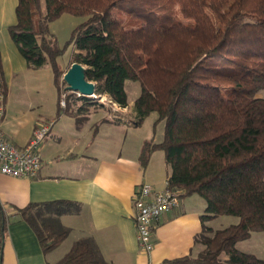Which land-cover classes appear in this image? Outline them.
Wrapping results in <instances>:
<instances>
[{
	"label": "trees",
	"instance_id": "trees-1",
	"mask_svg": "<svg viewBox=\"0 0 264 264\" xmlns=\"http://www.w3.org/2000/svg\"><path fill=\"white\" fill-rule=\"evenodd\" d=\"M63 13L84 17L70 36L69 65L85 66L95 93L126 107L124 83L138 80L133 121L140 123L151 112L163 120L162 140L143 143L142 164L152 150H163L170 168L166 188L180 196L200 195L206 218H238L222 228L204 226L194 237L195 254L158 264H264V258L236 248L252 230L264 231V97L257 96L264 89V0H17L9 35L28 68L50 65L58 107L61 90L68 89L48 24ZM7 93L0 57V107ZM88 100L67 92L60 110L80 115L90 104L103 107ZM47 204L41 211L37 204L15 209L44 252L68 233L45 217ZM64 210L59 205L53 214ZM0 222L5 228V217L0 215ZM47 264L109 263L91 241L80 239Z\"/></svg>",
	"mask_w": 264,
	"mask_h": 264
},
{
	"label": "crops",
	"instance_id": "crops-1",
	"mask_svg": "<svg viewBox=\"0 0 264 264\" xmlns=\"http://www.w3.org/2000/svg\"><path fill=\"white\" fill-rule=\"evenodd\" d=\"M16 4L17 0H0V57L8 90L15 76H29L36 70L26 66L8 32L16 21ZM20 88L38 92L42 86L24 84ZM5 100L2 131L8 142L23 147L40 124H49V130L40 144L41 165L36 176L0 173V215L6 219L5 228L0 222V264L56 262L80 239L91 241L97 254L109 264H158L195 254V235L204 226L216 229L220 225H213V221L221 215L203 216L206 202L200 195L180 196L178 206L159 219L153 249L142 251L136 240L134 194L144 182L154 190L165 189L170 168L163 150H152L145 165L140 153L145 141L158 143L163 134L157 138L147 125L141 127L142 121H133V104L129 103L119 110L121 117L107 110L106 116L93 117L94 110L89 107L80 115L60 110L65 105H54L51 95L40 111H31L35 108L31 100L22 104L20 107L26 106L28 114L26 110L9 112ZM43 203H49L45 205V217L68 228L67 235L47 252L42 250L30 224L15 213V209L30 204L39 205L36 210L43 208ZM59 205L66 210L53 214ZM250 237L251 233L246 239ZM243 240L236 242L237 249L242 250L238 244Z\"/></svg>",
	"mask_w": 264,
	"mask_h": 264
},
{
	"label": "rangeland",
	"instance_id": "rangeland-1",
	"mask_svg": "<svg viewBox=\"0 0 264 264\" xmlns=\"http://www.w3.org/2000/svg\"><path fill=\"white\" fill-rule=\"evenodd\" d=\"M116 16L120 19H124L123 12L121 10H116ZM84 20L83 16H76L69 13H63L58 18L52 20L48 24L49 32L52 34L54 38V42L56 46L61 50L60 54L57 56L56 61L57 65L60 69L66 70L71 56L74 52L73 43L70 41V36L73 29L76 27L78 23ZM34 74L31 75H18L15 76L10 85H9V92L8 98L5 100V106L7 110L11 113H19L26 110V113H29V110L25 107H20L22 104H27L28 100L34 102V107L31 111L35 112L37 110L43 109L42 104H48L50 101L51 95V102H54V105L57 102V92L54 85V74L50 65L46 64L38 69H36ZM62 80V76H61ZM40 85L42 89L38 92L29 91V90H22L20 86L22 85ZM124 88L127 96V101L129 104H133L135 98L139 95L141 86L138 80L128 79L124 83ZM21 89V90H20ZM63 91V90H61ZM69 93H75V97L78 95L76 92L68 90ZM67 96V95H66ZM257 96L264 97V89L260 90L257 93ZM61 99V96H60ZM66 99V97H65ZM90 102H94L92 98H89ZM103 102L97 103L103 104V107H95L93 104L88 106L90 110H94L91 112L93 117L99 116H106L107 111L109 113L114 114L112 111V107L106 103L105 100ZM80 102L77 101V104ZM106 103V104H105ZM76 104V105H77ZM44 105V106H45ZM105 108V110H104ZM107 110V111H106ZM121 110V109H120ZM116 115H119V110L115 111ZM147 123V124H145ZM147 125L151 132L158 138L160 134L164 132V122L163 120H158V114L156 112H151L148 116L142 121L141 127ZM238 218L233 215H221L220 218H217L213 221V225H216V228H222L227 226L228 224L237 222ZM238 244L239 248L242 250H246L247 252L255 253L258 257L264 258V231L263 230H252L251 237L249 239L243 240Z\"/></svg>",
	"mask_w": 264,
	"mask_h": 264
},
{
	"label": "built area",
	"instance_id": "built-area-1",
	"mask_svg": "<svg viewBox=\"0 0 264 264\" xmlns=\"http://www.w3.org/2000/svg\"><path fill=\"white\" fill-rule=\"evenodd\" d=\"M79 95L78 92H76ZM67 91H61L60 105H65ZM98 102L106 101L115 111L124 109L106 95L92 97ZM105 103V104H106ZM3 108L0 107V173L14 177H34L41 165L40 144L49 130V124H40L33 131L32 137L23 147L8 142L2 131ZM180 192L165 188L154 190L151 184L142 183L134 194L136 240L139 248L149 253L154 247V230L161 216L176 208Z\"/></svg>",
	"mask_w": 264,
	"mask_h": 264
},
{
	"label": "water",
	"instance_id": "water-1",
	"mask_svg": "<svg viewBox=\"0 0 264 264\" xmlns=\"http://www.w3.org/2000/svg\"><path fill=\"white\" fill-rule=\"evenodd\" d=\"M62 80L68 90L78 92L79 95L92 98L95 97V83L85 77V66L79 62H71L63 72Z\"/></svg>",
	"mask_w": 264,
	"mask_h": 264
}]
</instances>
